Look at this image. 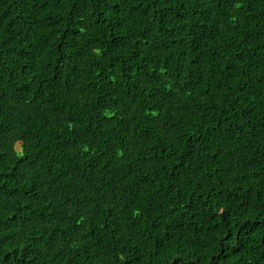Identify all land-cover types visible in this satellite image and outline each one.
<instances>
[{
  "label": "trees",
  "instance_id": "1",
  "mask_svg": "<svg viewBox=\"0 0 264 264\" xmlns=\"http://www.w3.org/2000/svg\"><path fill=\"white\" fill-rule=\"evenodd\" d=\"M0 264H264V0H0Z\"/></svg>",
  "mask_w": 264,
  "mask_h": 264
}]
</instances>
